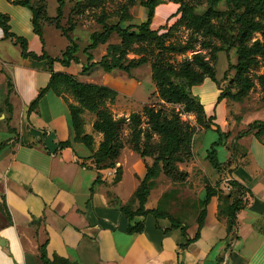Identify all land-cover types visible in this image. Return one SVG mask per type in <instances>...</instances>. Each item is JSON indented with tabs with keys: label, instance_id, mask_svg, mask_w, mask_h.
I'll return each mask as SVG.
<instances>
[{
	"label": "crops",
	"instance_id": "obj_1",
	"mask_svg": "<svg viewBox=\"0 0 264 264\" xmlns=\"http://www.w3.org/2000/svg\"><path fill=\"white\" fill-rule=\"evenodd\" d=\"M162 6V26L179 16L178 4L164 1L155 7L152 29L157 27L155 18ZM147 12L140 0H135L129 19L121 25L143 22ZM0 13L7 16L8 31L26 39L29 53L22 57L20 44L5 37L0 26V264H42L39 248L43 243L51 264H177V252L183 264H264V134L257 137L253 130L237 137L249 123L264 121V104L227 98L217 101L220 89L209 78L192 86L191 90L204 88L212 94L206 103L199 100L224 137L217 147L222 169L217 188L229 196V203L240 197L244 204L232 223L220 209L219 195L211 196L196 240L180 249L179 244L194 235L196 222L189 226L182 222L186 226L183 235L179 228H171L166 218L155 219L149 214L129 220L120 210L151 164L150 157L126 153L124 145L115 167L98 170L92 154L102 134L92 129L94 112L84 110L81 114L84 132L93 137L89 149L74 140L68 108L73 98L68 94L48 90L30 108L54 71L114 89L115 99L108 107L115 118L127 117L157 95L154 85L140 107L132 108L133 91L140 83L137 70L146 65L129 73L104 71L99 66L83 72L84 65L100 60L107 45L120 39L112 33L106 43L85 52L92 32L81 42L75 29L69 35L78 45L77 60L68 65L55 60L50 68L48 60L40 57L43 51L60 58L69 39L46 22L40 38L33 30L31 11L11 0H0ZM43 27L50 29L45 33ZM127 82L126 90L122 85ZM64 141L70 144L60 147ZM116 167L121 172L114 181ZM223 179L229 180L230 189L224 187ZM135 222H141L143 230L128 232Z\"/></svg>",
	"mask_w": 264,
	"mask_h": 264
},
{
	"label": "trees",
	"instance_id": "obj_2",
	"mask_svg": "<svg viewBox=\"0 0 264 264\" xmlns=\"http://www.w3.org/2000/svg\"><path fill=\"white\" fill-rule=\"evenodd\" d=\"M90 7L98 6L102 0H86ZM167 0H140V5L147 8L146 19L137 25H121V22L129 19V8L135 3V0H129L127 6L121 5V13L114 20L110 21L105 14L97 17L96 21L100 24V29L92 31L89 36L90 42L84 48L85 52L95 48L98 44L106 43L112 33H116L120 42L117 44H108L106 53L97 62L87 63L83 66V72L88 71L94 66H99L104 71H111L118 69L129 73L133 68L146 64L149 59L144 54L146 48L138 45L137 52L142 53L137 58L127 59V54L132 50L133 44H146L147 46H154L157 48L153 62L150 65L151 79L155 85L157 96L165 103L179 104L183 107L185 112H195L199 121L201 116H206L203 104L196 95L191 93V88L194 85L200 84L205 78L216 82L215 71L208 60H205L200 53H194L191 58L183 59L178 65H174L165 60L159 52L161 50L183 51L186 49H193L192 44L180 47L174 43L164 44V38L170 32L172 25L166 31L160 32L150 27L155 7ZM178 4L177 13L179 14L177 20L186 22V25L201 31L205 34H211L216 37H221V33L215 29L211 19L215 17L216 12L213 5L220 0H210L211 5L201 14L193 12L192 7L183 5L182 0H171ZM228 6L243 7V13L239 17V29L236 34L238 41L237 47V63L234 65L235 80L237 81L236 92H224L220 90L217 101L222 98L232 99V101H240L248 90L254 85V81L248 77L249 70L258 62L257 56L264 61V23L262 19L251 18V15L261 14L264 16V0H224ZM14 4H19L27 7L31 11V24L36 34L42 38V25L45 22H53L54 27L59 29L62 35L69 39L70 43L63 51L60 58H52L45 51L40 57L48 60L49 67L53 61H59L63 65H68L71 61H76L77 57L74 53L78 50L77 43L70 38L69 32L74 28V24L70 22L67 28L61 26L60 18L63 15L64 0H56V14L54 17H49L43 14L40 6H34L29 0H11ZM78 2V1H77ZM129 6V7H128ZM175 14V15H176ZM0 26L4 31L5 37H11L21 46V56L25 57L27 52L26 39L8 31L7 16L0 13ZM261 32L262 39H255L250 44L254 32ZM203 46H208L209 43L202 42ZM36 57V55H33ZM91 55L87 53V60H91ZM259 85L264 94V72L256 75ZM218 86V85H217ZM219 88V87H218ZM48 90L53 91L57 95L68 94L73 98L72 102H68L69 108V123L74 132V140L84 143L89 149H92L93 137L86 134L83 129V119L81 114L84 110L94 112L96 118L92 123L93 131L100 132L102 139L97 148L93 151L92 158L95 167L98 170L115 167L117 159L124 147V141L120 134L122 126L126 125L131 131V149L140 157H150L152 162L147 165L140 180L139 185L132 195L133 203H128L129 199L124 205L120 207L121 212L132 220L135 216L151 215L155 219L166 218L170 222L171 228H179L183 235L186 234V226L180 220L173 217L169 212L159 208L145 207L146 198L149 195L152 181L156 178L160 171H165L172 174L171 170H176L174 162L183 160V154L190 155V142L194 132V128L188 123L182 121L176 112L170 115L166 114L162 108H155L152 105H143L140 112H130L128 117L115 118L108 102L112 103L115 99L116 92L114 89L94 83H85L77 80L73 75L64 72L51 71V76L46 87L41 89L37 97L30 104V108H34L38 99ZM264 102V97H263ZM142 116L146 117V127L141 126ZM209 118V117H208ZM255 131L254 134L259 137L264 134V121H253L248 124V128L238 133L237 137L243 134ZM152 132H157L161 136V141L157 145V153L149 151L143 153L141 147H145L147 141L150 139ZM215 132L217 138L210 143L206 151V157L209 164L214 169H220L221 163L217 157V147L222 144L223 136L220 128L216 125ZM143 134V146L140 145L139 140ZM69 141L60 143V147L68 146ZM120 168L116 167L114 181L119 180ZM182 175V173H181ZM98 177L96 181H98ZM231 185L241 190V187L236 182H231ZM216 192L212 188L206 189L204 206L209 202L211 196ZM219 196L220 209L230 219L232 223L235 221V213L243 207V200L240 197H234L229 203V196L223 195L221 191ZM205 216V207L199 212L196 219V230L194 235L179 244V248H186L189 244L196 240L198 236V228L203 223ZM143 230L141 222H135L129 225L128 232H140ZM40 260L42 264H51L47 257L45 250V243L40 248ZM177 264H183L177 252Z\"/></svg>",
	"mask_w": 264,
	"mask_h": 264
},
{
	"label": "rangeland",
	"instance_id": "obj_3",
	"mask_svg": "<svg viewBox=\"0 0 264 264\" xmlns=\"http://www.w3.org/2000/svg\"><path fill=\"white\" fill-rule=\"evenodd\" d=\"M29 2L34 6H40L43 14L49 17H54L56 14V0H29ZM128 2L129 0H102L98 6L90 7L87 5L88 1L86 0H64L63 15L60 18V23L65 28L69 26L70 22L73 23L74 28L70 33L76 29L75 33L82 42V40L87 39L92 31L101 27L96 21L97 17L105 14L108 20L114 21L122 11L121 5L125 4L127 6ZM182 4L191 6L194 13L201 14L211 5V1L182 0ZM213 8L216 15L211 19V22L214 24L215 29L221 33V37L195 30L187 26L184 21L174 24L178 17L175 21L162 26L161 23L164 21L161 18L162 6L155 18L157 26L155 29H161L160 32H163L173 24L170 32L164 38V44L174 43L180 47L192 44L194 48L183 51H170L165 49L161 50L159 54L170 63L178 65L183 59L191 58L194 53H200L213 66L219 89L224 92H236L238 89L234 69V65L237 63L238 47L236 34L240 26L239 17L243 13V7L228 6L224 0H220L213 5ZM250 17L262 19L264 23V16L261 14L251 15ZM46 23L49 27H54L53 22ZM49 29L44 28L45 33ZM257 38L262 39V33L259 31L252 34L248 44ZM203 41L209 43V45L203 46ZM138 45L146 48L144 54L148 57L149 61L145 64L146 67L142 66L139 68L140 70H137L140 83L136 86L135 91H133L132 96L134 100H132V108L140 107L141 101L150 96L154 89V84L148 73L151 74L150 65L158 53L157 48L154 46L137 43L133 44L132 50L127 54V59L137 58L142 54L137 52ZM257 58L258 62L248 72V77L254 81V85L242 97V100H240H246L252 105L264 104V94L256 78V75L264 72V61L259 56ZM206 81L209 82L210 80L207 79ZM122 86L127 90L129 83L127 82ZM203 90L204 88L197 90L196 87L191 90V93L196 95L195 93L199 91L200 93H197L199 96H196L198 98L200 97L206 103L212 94L209 91ZM229 101H232V99H229ZM145 105L162 108L168 115L174 111L178 113L182 121L194 128L190 142V155L186 156L183 154V160L174 162L176 170H171V175L165 171H160L159 175L152 181L151 189L145 203V207H159L189 226L196 221L200 210L206 206H204V201L207 188L213 187L216 194L221 196V190L217 187L221 181L222 169H214L206 157V151L211 141L217 138L214 116H201L199 121L195 112H185L181 105L165 103L157 95L155 98L147 101ZM141 126H147L145 116H142ZM120 136L126 146V153L129 151L133 152L131 149L132 136L129 127L123 125ZM160 141L161 136L157 132H152L146 146L144 148L141 147L143 153L145 154L151 151L156 154L157 145ZM143 142V134H141L139 140L140 145L143 146ZM129 182V178H127L126 184L128 185ZM133 201L134 199L132 198L129 200L128 203L130 206Z\"/></svg>",
	"mask_w": 264,
	"mask_h": 264
},
{
	"label": "built area",
	"instance_id": "obj_4",
	"mask_svg": "<svg viewBox=\"0 0 264 264\" xmlns=\"http://www.w3.org/2000/svg\"><path fill=\"white\" fill-rule=\"evenodd\" d=\"M223 183H224V187L226 189H230V185H229V180L228 179H223Z\"/></svg>",
	"mask_w": 264,
	"mask_h": 264
}]
</instances>
